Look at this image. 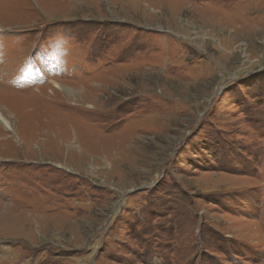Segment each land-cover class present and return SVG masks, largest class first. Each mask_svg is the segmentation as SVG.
<instances>
[{
    "label": "rangeland",
    "instance_id": "1",
    "mask_svg": "<svg viewBox=\"0 0 264 264\" xmlns=\"http://www.w3.org/2000/svg\"><path fill=\"white\" fill-rule=\"evenodd\" d=\"M0 26V95L37 110L0 109V264H264V0H0Z\"/></svg>",
    "mask_w": 264,
    "mask_h": 264
},
{
    "label": "bare ground",
    "instance_id": "2",
    "mask_svg": "<svg viewBox=\"0 0 264 264\" xmlns=\"http://www.w3.org/2000/svg\"><path fill=\"white\" fill-rule=\"evenodd\" d=\"M1 30H3V27H1L0 26V31ZM54 85H56V88H58V89H65V87L64 86H61V84H58V82H55L54 83ZM67 91H69L70 92V94H74L73 92H72V89H67ZM77 99V98H76ZM28 100V99H27ZM3 102L4 103H7V104H9L10 105V108L9 107H6V108H8V114H9V116L10 117H13V113H14V116L16 117V118H19V112L21 113V114H23V116H26L25 114H35V111L37 112V110L36 109H34V108H32V107H30L31 108V111H30V113H27L26 112V110H28L29 108V104H27V103H24V102H21V101H19L18 99H13V97L11 96H9L8 94H3V95H0V109H1V106H3ZM76 103V102H75ZM17 112V113H16ZM46 115H47V113H46ZM22 121H23V118L21 119V118H19L18 119V124H20V123H22ZM41 122V119H40V121H39V123ZM47 123H53V124H58V122H56L54 119H53V121H52V118H51V120L50 119H47V121H46ZM55 122V123H54ZM0 124H2V126L6 129V130H10V131H12L13 133H14V135H16V133H15V128H14V126H13V124H12V122L10 121V119L7 117V116H5L4 114H3V112H1V110H0ZM93 149V148H92Z\"/></svg>",
    "mask_w": 264,
    "mask_h": 264
}]
</instances>
